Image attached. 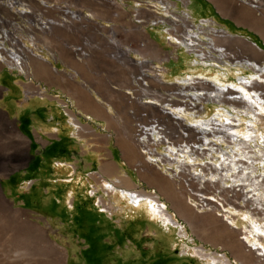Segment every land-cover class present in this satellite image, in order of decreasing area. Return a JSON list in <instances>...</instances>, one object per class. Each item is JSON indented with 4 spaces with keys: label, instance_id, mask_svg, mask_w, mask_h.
I'll list each match as a JSON object with an SVG mask.
<instances>
[{
    "label": "crops",
    "instance_id": "1",
    "mask_svg": "<svg viewBox=\"0 0 264 264\" xmlns=\"http://www.w3.org/2000/svg\"><path fill=\"white\" fill-rule=\"evenodd\" d=\"M12 1L17 4L24 0H0V17L14 16ZM26 1H29L34 11L46 6L44 14L52 18L61 15L64 19L52 21L46 27L36 30L34 37L25 46L27 49L20 61L23 72L12 70L8 68L7 62L0 61V175H4L3 179H7L14 188L21 186L20 184L28 179L31 187L38 178L43 179L41 184L45 187L49 185V179L56 175L63 179L66 176L83 178L91 184H97L101 190L104 189V193H109L106 184L112 185V187L108 185L110 191L116 189L135 193L130 190L136 187L151 189L167 210L177 220L183 222L186 207L180 201L179 195L183 198L180 188L185 178L180 179L179 187L172 176L157 168L144 156L134 139L135 121L142 127L148 122H160L165 118L171 122L175 130L186 127L184 126L186 123L187 125L195 123L198 118H193L194 115L186 118L185 112L177 113V107L185 106L186 109L189 107V110L198 111L192 107L204 99L198 101L190 98L192 94L187 92H197L203 87L199 85L202 70L195 69L197 73L190 74L193 77L191 81L196 80L194 84L192 83L194 86L189 85L192 91L185 89L183 82L180 81L188 72L185 71L176 76L175 80L164 81L175 83L181 93L176 91L165 94L167 92L159 89L158 91H162L160 94H157V91L150 92L145 90L144 83L137 82L139 79L135 75L134 66L141 67L153 62L143 47L148 46V53L159 57L163 50L152 48L148 32L140 29H138L142 35L140 37L144 40L140 43L141 52L128 48L127 45H119L113 38L115 22H120L118 24L120 27L123 22L120 20L123 17L119 10L112 14L103 13L104 10L100 7L86 5L84 0ZM179 2L180 7L166 3V0H135L134 8L136 11L144 9L153 12L155 17L159 18V23L164 27L166 34L173 32L180 37L185 32L201 30L205 37L195 46V50L203 52L201 60L195 59L194 53L187 54L190 57L188 61L195 65L197 60L196 66L203 67V70L209 63L214 64L213 59L218 56V51L223 53L224 63L212 68L226 74L223 68L232 67L236 74L235 81L237 77L249 79L254 75L253 72L259 70L258 67H264V63L247 58L238 59L234 52L226 51L228 48L226 42L234 40L238 43L245 42L244 45L247 46L241 48L240 44H237L239 51L249 49L264 57V12H257L252 6L236 4L233 1H230V4L228 0H179ZM54 3H67L71 6V11L63 13L61 9L54 7ZM107 3L115 5L114 2ZM172 6L175 7V11L171 9ZM255 7H259L258 4ZM130 10L134 11L132 8ZM167 11L174 13L175 17L170 16ZM133 18L131 16L128 20L131 21L130 30L144 22L140 18L132 22ZM227 29L240 33L247 40L241 38L239 34L228 33ZM216 30L228 35V39L222 35L215 36ZM167 35L169 38V34ZM168 41L175 44L170 38ZM204 54L206 57L202 60ZM205 63L208 65L205 66ZM236 64L251 66L248 68L251 72L248 75H239ZM129 65L130 67H127ZM146 67L138 69L139 74L141 78L146 79L142 73L148 70L147 79H152V71L149 72L150 69ZM188 67V70H191L189 72L196 68H191L190 65ZM200 92L205 93L206 90L202 88ZM150 96L152 97L149 98ZM227 98L228 96L226 101ZM9 99L12 100V106L7 102ZM192 99H195V102ZM149 106L158 111L152 112ZM199 113L196 115L199 116ZM203 113L207 116V109H204ZM182 120L186 123H182ZM149 125L143 130L146 132V139L143 140L145 143L150 141L151 130L163 131ZM166 127L167 124L164 128ZM6 129L13 135L8 139V143L13 144L12 151L9 152L4 147L7 143L4 132ZM10 152L14 154V162L8 165L6 155ZM17 170L28 171L30 174L14 179L13 173ZM182 174L184 176V172ZM0 184L2 186L1 181ZM8 192L12 193L11 189H8ZM183 200L186 201L185 198ZM194 212L203 218V222L207 219V211ZM168 215L170 216L169 213ZM207 222L208 220L197 224L201 229L208 230L210 222ZM227 228L231 231L236 230L230 225ZM166 229L169 230L170 227ZM242 229L247 232L245 226ZM240 234L243 233L240 231ZM48 243L63 254V250L55 243ZM238 260L240 264H251L246 257H240ZM260 261L264 259L258 260L259 263Z\"/></svg>",
    "mask_w": 264,
    "mask_h": 264
},
{
    "label": "rangeland",
    "instance_id": "2",
    "mask_svg": "<svg viewBox=\"0 0 264 264\" xmlns=\"http://www.w3.org/2000/svg\"><path fill=\"white\" fill-rule=\"evenodd\" d=\"M107 1L114 2L116 6L109 5ZM228 1L229 3L230 1L236 3V0ZM257 1L259 7H255L254 9L257 12H263L264 0ZM249 2L250 0L247 2L240 1V4L250 6ZM84 3L86 5L100 7L104 10L103 13L111 12L112 14L115 10L120 11L123 18L120 17L121 19H119L123 22L121 23V27L118 26L120 22H115V31L113 33V38L117 40L119 45H127L128 48L141 52L142 47L140 43L144 40L143 37H140L142 36L138 31L140 29L148 32V39L152 43L149 44L152 48L157 47L163 50L160 57L164 56L165 58H160L157 55L148 53V46L143 47L147 51V56H150L153 62L141 67L134 66L136 76L140 75L138 69L145 68L146 66L148 69L153 68L152 79L146 78V82L148 83L147 87H156L159 90L167 91L177 89L175 83L164 81L175 80V77L179 74L185 71H191L188 70V60L190 57L187 52L181 47L178 48L169 44L168 35L164 31V27L159 23V18L155 17L151 11H145L144 9L136 11L134 8L135 0H84ZM166 3L180 7L179 0H166ZM79 8L81 9L82 7L80 6ZM131 8L134 11H131ZM171 9L176 10L174 6ZM131 16L134 17L132 22L139 18L143 19L144 22H141L136 28L134 27L133 30H130L132 28L131 21L129 22L128 20ZM227 30L228 33L239 34L241 38L247 40L240 33L234 32L231 29ZM218 43L224 42L218 41ZM226 44L228 45L226 51L234 52L236 58H247L252 61H259L262 64L264 63V57H260L258 53L252 52L249 49L239 51V45L237 44H240L241 48H247L244 45L245 42L238 43L230 40ZM127 67H130V65ZM236 68L241 76L248 75L251 72V69H240L238 66ZM195 69L203 70V67L196 66V68H193L192 70L196 74ZM213 69H211L212 73H217ZM223 71L226 72V76L219 75V77L224 81L226 80V84L238 82V78L235 81L236 74L232 67H229V69L225 67ZM263 73L257 70L255 73L253 72L254 75L251 77L260 78V75ZM258 92L264 96L261 90H258ZM156 93L160 94L162 91H157ZM170 93L173 92H167L165 94ZM7 102L10 105L12 104L11 99ZM201 103H204V107L202 106L201 109H207V117L213 115L217 110L216 106L219 104L207 100H203ZM221 104L222 106L230 107L234 103ZM149 107L152 112L158 111L154 107ZM238 108L242 109L240 106ZM202 114L200 116L203 118L204 116ZM263 120L262 122H264ZM166 121L165 118L162 119L163 123H167ZM182 123H185V121L182 120ZM4 132H6L5 139L7 141L4 147L9 152L12 151L13 144L8 143V139L9 137H13V135L9 129H6ZM200 141L201 145L199 146L204 145L202 144L201 138ZM157 145L154 146L157 147ZM221 145L225 147V143ZM255 149L253 151H256ZM3 160L4 158L2 162ZM6 161L8 165L14 162L13 152L7 153ZM182 161L180 162L184 167L180 175L185 180L182 181L183 190L180 192L183 198H185L186 190L190 186V182L200 180L199 177L191 178L188 174L189 169L190 171L195 170L204 173L201 174L206 178L210 177V173L219 178L223 176V174L217 173L219 169L217 171H210V169L208 170L203 165L197 170L198 166H195V169H193L191 167L193 164L189 160L188 164L190 162V166L186 165L184 163L185 161L182 163ZM210 161L212 162V160ZM194 162L196 163L195 160ZM205 167L206 172L204 170ZM183 172H185L184 176L182 174ZM254 172L261 174L263 171L261 172L260 168H256L254 171L251 170V173ZM28 174L30 172L17 170L13 173V176H15L13 178L20 179ZM3 178L4 175H0V181L3 186L2 188L0 184V264H212V261H215L217 264H222V254L215 256L216 252H224L223 255L227 257L230 264H240L238 262L240 261L238 260L240 257L248 258L251 264H264V261L258 262V260H263L264 257L262 255L261 257L255 249H250V243L244 237L245 229L241 228V233L243 234H240V230L236 229L231 231L224 224L225 222L231 224L230 219L237 216V212L242 214L247 211L248 215L250 214L249 212L251 210L247 206L248 202H245L243 206L237 205V202L238 204L240 203L238 199L244 197L242 193L241 195L238 192L237 194L232 193L233 197L231 195L227 196L234 202L233 205L231 204L232 202L228 204L229 206L226 205L227 213L215 210L217 206H214V204L211 208L201 210V212L205 213L207 211V215L204 214L207 217L206 220L210 222V228L208 230L200 228L197 223H204L206 220L203 222V218L194 212L193 207L186 201L185 203L179 195L180 201L186 207V216L182 217L183 222L177 220L173 214L171 217L174 222L177 221L181 226V231L184 235L180 237L177 227L170 226V229L167 230L157 220L158 218L154 219L145 209H131L123 201H118L117 195L108 188L109 184H106V189L109 190V193H104V189L101 190L97 184H91L90 181L83 180V178L76 176L70 178L66 176L63 179L55 175L53 179H49L50 183L45 187L41 184L43 179L38 178L33 182L34 185L31 187L25 181L20 184L21 186L14 188L13 185L9 184L7 179ZM98 182H101V180H98ZM225 183H230V181ZM206 184L210 187V193H215L213 190L216 191L217 189L216 192L220 193L219 183L218 188L214 187L215 189L211 188L212 186L209 183L206 182ZM110 186L112 187V185ZM8 189H11L12 193L8 192ZM251 189L254 188L252 187ZM251 189L247 190L251 191ZM256 189L259 192L257 191V194L254 195L255 198L261 195L259 194L261 193V187L258 186ZM225 191L227 193L229 189ZM222 192L218 195H224L225 192ZM146 194L151 195L149 193ZM259 211L261 213V210ZM223 214H225L223 217H226L227 220L222 218ZM255 215L253 213L252 217L255 218ZM263 217L264 214L259 215V222L264 220ZM240 220L238 217L235 218L237 225L244 227L243 224L245 221L241 223ZM165 230L168 232H165ZM48 242H53L59 246L63 250V254L61 255L59 249L52 247ZM193 249H203L206 254L214 256V259L211 260L208 257H204V255H201V257L200 253H195ZM245 250H248V252ZM234 253L235 255H233Z\"/></svg>",
    "mask_w": 264,
    "mask_h": 264
},
{
    "label": "bare ground",
    "instance_id": "3",
    "mask_svg": "<svg viewBox=\"0 0 264 264\" xmlns=\"http://www.w3.org/2000/svg\"><path fill=\"white\" fill-rule=\"evenodd\" d=\"M166 13H168L170 16L175 17L174 13H171L169 11H167ZM201 32H202L201 30H199L198 32L189 31V32H185V34L180 37L176 36L173 32H168L167 34H169V38L173 40L175 44L169 41L168 43L178 48L180 47L185 48L187 53L189 54L194 53L195 59L201 60L200 57L202 55L201 53L203 52L198 51V49L195 50L196 44L201 42V40H203L205 37L202 35ZM216 32L217 33L215 36L222 35L227 39L229 37L225 33H222V31L220 30H216ZM197 48L200 49L201 47H197ZM202 49L204 48L202 47ZM203 57L202 60L205 59L206 55L204 54ZM213 60L215 65L211 63H209L208 65V63H205V66L208 65L209 68H205L204 70L200 71V77H199V79L201 80L200 81L201 83L199 85L203 86L202 88L205 89L206 92L208 93L206 92L202 93L204 91L200 92L202 88H200V90L198 89L197 92H187V93L192 94V97L190 98H195L198 101L204 99L212 103H219L218 106H216L217 107L216 113L214 114V117L212 116L207 117L203 113L202 115L204 117L199 118L201 114L199 113V111L189 110L188 106H187L188 109L184 108L185 106L177 107L178 110L177 113L185 112L186 118L192 117L193 115L195 116L193 118H198L197 120L194 121L195 123L189 124L190 126L187 125V123L185 122L186 124L184 126L186 127H182L180 128V130H183V128L185 129L189 128L193 132V135L195 137L197 138L200 137L202 139V144L206 143L207 141L209 142L211 138L220 145L222 143H225V147H222L221 145V148L216 149L217 156H212L214 161L212 160V163L211 161L204 162L203 165L206 166L207 169H210V171L212 166L217 169L220 168L222 164L226 166L229 165L228 170L233 171L229 176L230 183H226V184L223 183L222 187H219L221 189L219 191L222 190L225 191L226 189H229L232 197H233L232 193L237 194L238 192L240 195L242 193L244 197L241 198L240 201L241 202L244 201V203L241 204L244 205L245 202L246 203L254 202L256 203L255 209L258 208L259 210H261V214H264V210H263L264 209V192H263L264 190V131H263L264 122H262V119H264V96H262L258 92V90H261L264 94V73H263L264 67L262 66L258 67L259 72L263 73L262 75H260L262 78L251 77V79L248 80H246V78L245 79L243 78V79H238L237 83L226 84L225 82L226 80L224 81L219 77V75L226 76L225 73L221 72L219 69L217 70V73H215L216 75H213L211 73L212 67L214 66L216 67V65H220L224 63L223 53L218 51V56L216 55ZM189 65L191 66V68L196 67V65H198L197 60H195V65H192L191 61H189ZM237 66L242 69L244 68L248 69L251 67L249 65L246 66L239 64ZM152 69H150L149 72L152 71ZM142 74L148 78V74H149L148 70H146V72H143ZM190 74L194 75L195 73L194 71L189 72V74L188 73L185 74V76L180 80L183 82V85L186 87L185 89L187 90H189L190 86L193 85L194 82L196 81V80L191 81L193 77H191ZM227 96L228 98L229 97L231 98V99L227 98L228 100L227 103L229 104H231L230 102L234 103L230 105V107L222 106L221 104L226 101ZM195 99L192 100L195 102ZM186 101L188 102V99ZM239 106L242 109L238 108ZM201 112H203V110ZM198 113L199 116L196 115ZM180 115L178 114V116ZM175 131L179 132L177 131V129ZM150 133L152 134V136L149 135L150 137L149 140L151 139L153 140L155 138L158 139V137L160 138V133H162L163 136L166 138L163 131L151 130ZM200 138H199V142H196V144H194L195 141L191 143L192 146L189 143L184 142V144H181L178 149L173 144H170L169 147L166 148L167 152L165 153V155H161V160L171 163V160L174 157H176L180 161L182 160L185 161L184 163H186V165L190 166V162H191V164H193L191 167L195 169V166H197L196 165L197 162L195 163L194 159H198L197 158L198 155H195L197 154L195 150L199 145H201ZM147 141H148V135H147ZM159 141H163V139L160 138ZM194 146L196 148H194ZM253 149H255L256 151H253ZM188 160L190 161L189 164H188ZM238 163L241 164L243 163L244 166L243 168H246L247 170L250 171L251 170L254 171L256 168H260L261 172L263 171L260 174L262 176V180H261L262 183L257 182L255 180V176L253 174L252 176H250L249 175L250 172H247L245 170H244L245 172L242 173V175L239 174V172L241 171L240 168L239 170L237 169ZM181 166L182 168L184 167L183 164H181ZM206 167L204 168L205 172H206ZM182 168L179 169V173L183 170ZM188 171H189L188 174L191 178L199 177L205 183L206 182L209 183L210 186H212L211 188L214 187L218 188V183L220 184L223 178V176H220V178L216 177L212 173H210L211 175L209 174L210 175L209 178H206L202 175L204 174L202 172L201 174L200 172L195 170L190 171V169ZM258 186L261 187V193H259L261 194L260 197L255 198L254 195L251 196L248 194V192L247 193L245 192L246 189H251L252 187L256 189V187ZM187 188H190V186ZM111 191L117 195L118 201L119 200L123 201L131 209H145L146 212L149 213V215L154 217V219L158 218L160 223L165 228H168L170 226H176L177 230L179 231L180 237L184 235V233L181 231V226L178 225V223L175 224V222L168 215V213L164 211L162 207L157 203L158 199H156L153 195H148L145 192L129 193L124 191H119L116 189L115 190L111 189ZM224 195L226 196L225 198L226 200H230L227 197L229 195H227L226 192L224 193ZM237 205L239 204L237 203ZM236 215L237 216H234L232 217V219H230V221H232L233 224H228L229 222L228 223L225 222V223L228 226L230 225L233 229H238L241 231L242 227L237 225L235 218L238 217L239 219H241L240 220L241 223L242 222L244 223L245 221L246 224L244 226L247 229V232L245 231L246 233H244L245 234L244 237L248 238V242L250 243L249 247H251L250 249H255L258 252V254L264 257V220L259 222L257 218H253L252 216H249L248 212L247 214L244 213L239 214V212H237ZM193 250L197 254L200 253V256L204 255V257H208L211 260L214 259V256H210L209 254H206V252H204L203 249H196V250L193 249ZM221 257L223 258L222 264H230V261H228L225 255L222 254Z\"/></svg>",
    "mask_w": 264,
    "mask_h": 264
},
{
    "label": "built area",
    "instance_id": "4",
    "mask_svg": "<svg viewBox=\"0 0 264 264\" xmlns=\"http://www.w3.org/2000/svg\"><path fill=\"white\" fill-rule=\"evenodd\" d=\"M240 1L247 2L249 0L247 1L246 0H236V3H240ZM11 4H12L11 8H12V12L14 16L0 17V23H2V26H0V61L7 62L8 68H11L12 70L23 72L24 70L21 68L20 61L23 59V53L26 49L25 46L28 45L29 44L28 41L31 40L32 37H34L36 30L46 27L52 21H60L61 19H64V17L59 15V16H55L54 18H52L44 14L43 12L46 11V9H44L46 8V6H44V8H42L39 11H34L29 1H26V0L20 3H17V4L12 1ZM249 4L250 6L254 8L257 4L259 5L257 0H250ZM54 7L61 9L63 13H67L71 11V6H69L67 3H54ZM137 79H139L137 82H142L146 85V87H144L145 90H148L150 92L158 91V88L156 87L150 88V86H148L147 88L146 79L141 78V75L137 76ZM176 91L178 90L177 89L168 90V91L164 90V92H173V93H175ZM178 92L181 93L180 90ZM204 103L202 104L200 102H197L198 105L192 108L201 110L202 106L204 107ZM166 122L167 123H163L162 120L160 122L152 121V122H148L147 124H144L142 127H139L140 124L138 123V121H135L136 129L134 131V139L139 144L144 156L149 158L150 161L157 168L163 169L170 176H172V178L177 181V184L180 187L179 181L182 178V176L179 173V169H181L180 160L174 157L171 160V163H168V162H165L164 160H161V155H165V153L167 152L166 148H168L170 144H173L178 149L179 145L184 144V142L191 144L192 142L195 141L194 144H196V142H199V140L197 137L193 135V132L189 128L188 129L183 128V130L177 129V131L179 132H176L171 122L168 120ZM149 124H151L152 127L156 126L157 129L161 128L166 138L163 136L162 133H160V138H162L163 141H159L160 138L158 137V139L156 138L153 140L151 139L150 141H148V143L143 142V140L146 139V132H144L143 130L147 129V127L150 126ZM165 124H167L168 127H166L164 130ZM148 133L149 132H147V134ZM150 136H152L151 133H150ZM154 145H157V147ZM215 145L220 146V144H218L216 141L211 140L209 142L207 141L206 143H204L203 146L195 150V152L197 151L196 153L199 155L198 159H194L198 163L197 165L198 167L196 166L197 169L201 167L200 164L203 161L209 162L210 160H213L212 151L214 150ZM228 166L222 164L220 168H217L219 169L217 173L220 172L221 175L223 174L222 179L224 180V182L230 181L229 176L233 172V171L230 172V170H228ZM243 167H244L243 163L237 164V169L239 170L240 168V171H241L239 172V174L242 175V173L247 171V172H250L249 174L250 176H252V174L255 176L256 181H260L261 176L259 173H255V172L251 173L250 170H247L246 168H243ZM28 183H29V179L26 180V184ZM257 189H251V191H249L250 189L249 190L246 189L245 192L246 193L248 192L249 195L251 194L255 195L257 194V191H259ZM181 190L183 189L181 188ZM130 191H134L136 193L145 192V193L153 194L154 197L158 199L157 203L162 207V209L164 211H168L164 203H162V201L159 200V198L156 196V194L153 193L151 189L147 190L145 188L136 187ZM219 192H222V191H219ZM223 192H226V191H223ZM218 194H221V193H210V187H208V185L205 182L201 180L199 181L193 180L190 182V188L186 190L185 200L196 211H201L204 209L211 208L213 207V204H214V206L215 205L217 206L215 210L226 212L227 211L226 205L232 202V200H226L225 199L226 196L218 195ZM227 194L231 195V192L227 191ZM231 204L233 205L234 202H232ZM241 205L243 206V204ZM253 205L254 203L252 202H248L247 204L248 208L251 210L250 213L253 212L254 214H256L255 218L259 219V215L261 213L259 209L258 208L255 209ZM224 215L225 214L222 215V218L226 219V217H223ZM171 216H172V213H170V217ZM223 253L224 252H216L215 256H219L220 254H223ZM211 255H214V254H211ZM212 264H217V263L216 262L214 263L212 261Z\"/></svg>",
    "mask_w": 264,
    "mask_h": 264
},
{
    "label": "flooded vegetation",
    "instance_id": "5",
    "mask_svg": "<svg viewBox=\"0 0 264 264\" xmlns=\"http://www.w3.org/2000/svg\"><path fill=\"white\" fill-rule=\"evenodd\" d=\"M216 105H217V104H216ZM226 107H227V106H226ZM201 110H202V109H201ZM201 110H198V111H201ZM203 111H204V110H203ZM202 113H203V112H202ZM215 113H216V111L214 112V114H215ZM214 114L212 115V117H214ZM199 138H200V137H198V140H199ZM211 140H213V139L211 138L209 141H211ZM212 143H213V142H212ZM194 147H195V146H194ZM209 147H211V146H209ZM197 148H199V146H198ZM217 148H221V145H220V146L215 145V147H214V151H212V152H213V155H212V156H215V155H216V149H217ZM209 152H210V151H209ZM197 155H198V154H197ZM197 158H199V155L197 156ZM204 162H205V161H203L200 165L203 166V163H204ZM211 163H212V162H211ZM199 168H200V167H199ZM208 170H209V169H208ZM211 170H215V171H217V169H216L215 167H213V166H212ZM218 171H219V170H218ZM218 174H220V172H218ZM260 176H261V175H260ZM242 178H243V177H242ZM200 180H201V179H200ZM261 180H262V176H261L260 181H257V182L260 183ZM201 181H202V180H201ZM223 183L226 184V183L224 182V180L222 179V180H221V183H220L221 185L219 184V187H222V184H223ZM213 189H214V188H213ZM213 191H214L215 193H217V192H216L217 190H216V191L213 190ZM239 202H240V203H239L240 206H242L241 203H244V201H243V202L239 201ZM237 203H238V202H237ZM255 204H256V203H254V205H253L254 208H255Z\"/></svg>",
    "mask_w": 264,
    "mask_h": 264
},
{
    "label": "water",
    "instance_id": "6",
    "mask_svg": "<svg viewBox=\"0 0 264 264\" xmlns=\"http://www.w3.org/2000/svg\"><path fill=\"white\" fill-rule=\"evenodd\" d=\"M251 42H253V43H254V41H252V40H251ZM254 44H255V43H254Z\"/></svg>",
    "mask_w": 264,
    "mask_h": 264
}]
</instances>
